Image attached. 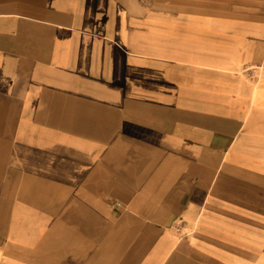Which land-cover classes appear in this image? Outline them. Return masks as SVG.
Instances as JSON below:
<instances>
[{"label": "crops", "instance_id": "obj_1", "mask_svg": "<svg viewBox=\"0 0 264 264\" xmlns=\"http://www.w3.org/2000/svg\"><path fill=\"white\" fill-rule=\"evenodd\" d=\"M0 264H264V0H0Z\"/></svg>", "mask_w": 264, "mask_h": 264}, {"label": "built area", "instance_id": "obj_2", "mask_svg": "<svg viewBox=\"0 0 264 264\" xmlns=\"http://www.w3.org/2000/svg\"><path fill=\"white\" fill-rule=\"evenodd\" d=\"M173 228H174V230H175L176 232H180V230H181V225H180L179 223H176V224L173 226Z\"/></svg>", "mask_w": 264, "mask_h": 264}]
</instances>
